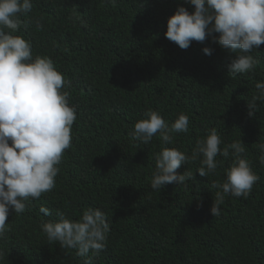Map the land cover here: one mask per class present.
Here are the masks:
<instances>
[{
	"label": "trees",
	"instance_id": "obj_1",
	"mask_svg": "<svg viewBox=\"0 0 264 264\" xmlns=\"http://www.w3.org/2000/svg\"><path fill=\"white\" fill-rule=\"evenodd\" d=\"M31 3L32 11L18 16V31L3 30L30 42L33 62H54L70 81L62 91L78 118L55 188L26 201L22 214L10 208L0 264H264V93L256 87L264 83V45L251 53L255 71L235 74L231 64L243 53L213 43L219 33L187 50L166 38L180 7L195 14L187 0ZM256 97L253 117L249 104ZM149 112H158L169 128L187 115L189 131L173 134L172 143L158 133L145 145L135 139V125L150 119ZM213 130L222 140L218 167L201 177L205 157L193 159V153ZM235 143L245 149L239 157ZM166 149L189 157L177 175L192 178L153 190L156 158ZM237 159L246 160L259 180L247 197L224 195L215 217V199ZM97 210L110 229L106 250L98 254L81 257L79 247L50 243L43 231L47 223L62 222L61 215L82 222L86 211Z\"/></svg>",
	"mask_w": 264,
	"mask_h": 264
},
{
	"label": "clouds",
	"instance_id": "obj_2",
	"mask_svg": "<svg viewBox=\"0 0 264 264\" xmlns=\"http://www.w3.org/2000/svg\"><path fill=\"white\" fill-rule=\"evenodd\" d=\"M187 2L195 6V14L180 7L168 22L166 38L187 50L194 41L205 43L210 34L219 33V39L214 37L213 43H219L226 50L243 53L232 62L230 73L255 71L258 61L251 53L264 45V0ZM32 9L31 0H0V238L7 231L10 208L22 214L26 211V201L40 199L55 188L59 174L57 166L72 146V128L78 118L77 110L69 105V94L62 91L66 85L70 86V81L56 69L54 62L40 57L33 62L30 42L3 30L18 31L19 14H27ZM204 52L212 55L209 48ZM256 87L264 93V83H258ZM257 99L249 104V114L253 117L259 111ZM147 115L150 119L135 125V139L142 140L145 145L158 133L162 134L164 142L172 143L173 134L189 131L187 115H180L171 128L158 112ZM221 143L215 130L206 141L198 143L193 159L201 154L205 157L204 166L198 171L201 177H208L209 173L216 171ZM231 147L236 150L237 157L245 151L241 143ZM223 156H229L227 149ZM156 159L153 190H162L165 185L176 182L183 184L192 178L186 174L177 175V170L189 163V157L182 152L166 149ZM227 176L223 195L217 196L212 208L215 217L220 215L224 195L247 197L259 180L244 159H237ZM213 187L220 188V185L214 184ZM42 211L48 216L52 214L47 209ZM61 221L42 226L50 243L59 242L64 249L79 247L81 257L90 251L98 254L106 250L110 229L103 212L86 211L82 222H72L61 215ZM3 255L0 252V257Z\"/></svg>",
	"mask_w": 264,
	"mask_h": 264
}]
</instances>
